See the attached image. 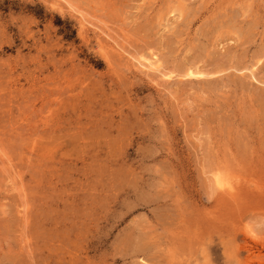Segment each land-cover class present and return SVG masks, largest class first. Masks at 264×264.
Listing matches in <instances>:
<instances>
[{"label":"rangeland","instance_id":"rangeland-1","mask_svg":"<svg viewBox=\"0 0 264 264\" xmlns=\"http://www.w3.org/2000/svg\"><path fill=\"white\" fill-rule=\"evenodd\" d=\"M0 148V264H264V0H0Z\"/></svg>","mask_w":264,"mask_h":264},{"label":"bare ground","instance_id":"bare-ground-1","mask_svg":"<svg viewBox=\"0 0 264 264\" xmlns=\"http://www.w3.org/2000/svg\"><path fill=\"white\" fill-rule=\"evenodd\" d=\"M0 151H2L1 148H0ZM3 153H4V152H3ZM4 154H5V153H4ZM4 154H3V155H4ZM0 157H1V155H0ZM3 157H4V156H3ZM7 158H8V157H7ZM7 158H5V159H7ZM1 159H2V158H1ZM3 159H4V158H3ZM8 160H9V158H8ZM1 161H2V163H3L4 161L6 162L7 160H4V161L1 160ZM7 162H8V161H7ZM5 165H6V164H5ZM5 165H2V166L5 167ZM7 167H8V166H7ZM12 167H13V166H12ZM8 168H9V167H8ZM8 168H7V169H8ZM5 169H6V168H5ZM7 169H6V170H7ZM8 170H9V169H8ZM9 172H10V170H9ZM14 172H15V170H14ZM15 173H16V172H15ZM13 174H14V173H13ZM8 175H9V174H8ZM13 176H14V175H13ZM13 176H12V177H13ZM15 176H16V175H15ZM15 176H14V177H15ZM10 178H11V177H10ZM10 178H9V179H10ZM11 179H12V178H11ZM13 180H15V179H13ZM17 182H20V180L18 181V179H17ZM20 183H21V182H20ZM15 184H17V183H15ZM22 184H23V183H22ZM18 185H19V184H18ZM15 186H17V185H15ZM19 187H20V186H19ZM21 187L24 188L23 186H21ZM11 188H12V187H11ZM14 190H15V189H14ZM22 190H23V189H22ZM11 191H12V190H11ZM16 191H18V190L16 189ZM24 193H25V191H24ZM20 195H21V194H20ZM22 195H23V194H22ZM23 197H25V195H23ZM19 198L21 199V196H20ZM24 199H25V198H24ZM18 206H20V205L18 204ZM18 206H17V207H18ZM19 210H20V209H19ZM19 210H18V211H19ZM24 210H25V208H24ZM21 213L23 214V211H21ZM20 218H21V217H20ZM24 218H25V216H24ZM27 218H28V217H27ZM26 220H27V219H26ZM26 222H27V221H25V223H26ZM23 227H24V226H23ZM25 227H26V225H25ZM22 234H23V233H22ZM23 240H24V239H23ZM25 240H26V238H25ZM25 242L28 243V241H25ZM22 244H23V243H22ZM23 247H24V246H23ZM29 248H30V247H29ZM24 249H25V247H24Z\"/></svg>","mask_w":264,"mask_h":264}]
</instances>
